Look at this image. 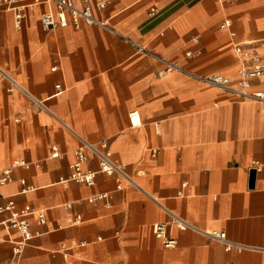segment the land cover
Wrapping results in <instances>:
<instances>
[{
	"label": "crops",
	"instance_id": "obj_1",
	"mask_svg": "<svg viewBox=\"0 0 264 264\" xmlns=\"http://www.w3.org/2000/svg\"><path fill=\"white\" fill-rule=\"evenodd\" d=\"M46 10L27 8L17 28L13 14L0 9V66L50 110L9 91L0 76V173L12 170L1 194L18 211L46 217L44 226L37 215L28 218L32 238L19 255L22 234L0 230V264H264V103L237 101L179 73L159 78L158 62L97 27L46 33ZM95 15L201 75L236 78V45L264 62V0H113ZM226 21L229 28L221 29ZM253 87L264 91V77ZM103 141L136 187L119 191L104 174L93 186L60 183L75 149ZM51 148L61 157L50 158ZM254 162L261 171L251 186ZM85 169L98 170L90 153ZM99 195L106 197L89 202ZM162 207L201 229L224 231L244 248L226 250L172 228L178 244L167 249L154 235L156 224L169 221ZM8 217L0 214V221Z\"/></svg>",
	"mask_w": 264,
	"mask_h": 264
},
{
	"label": "built area",
	"instance_id": "obj_2",
	"mask_svg": "<svg viewBox=\"0 0 264 264\" xmlns=\"http://www.w3.org/2000/svg\"><path fill=\"white\" fill-rule=\"evenodd\" d=\"M113 0H98L92 3L91 0H81V8H78L75 4V0H0V9L9 11L14 16L15 25L17 28H21L24 21V12L29 7L34 6H48V10L44 11L40 15V25L44 32H51L57 29H68L72 27L75 30H80L82 26L97 27L102 30L112 32L121 40L130 44L139 54H143L156 62H158L162 68L158 72L159 78H164L172 74H182L193 80H196L204 85L215 88L224 93H228L233 96L237 101H257L264 103V91L253 90V83L259 81L264 77V62L262 57L256 52H247L242 49L240 45L234 47L238 57L240 67L236 72V78L229 75H223L219 73L211 74H198L194 73L186 67L180 65L176 61H170L164 57H161L148 48L133 42L132 40L115 33L109 26V24L101 19H98L95 12H103L111 4ZM155 13V9L151 11ZM230 22L226 21L221 25V29H228ZM234 36V34H231ZM0 76L9 84V91L18 90L22 92L34 106L40 108L43 111L50 112L46 102L37 99L33 95L29 94L15 79L0 66ZM131 121L138 119V113L134 112L130 114ZM61 152L57 149L51 148L49 150V157L52 159H58L61 157ZM87 153H90L97 159L98 170H86L85 164L87 162ZM155 154V153H153ZM74 163L70 167V175L67 178L60 179V183L74 182L77 184H83L93 186L95 184V178L98 174H104L108 177L115 179L117 190L121 191L124 188V184L136 187L137 184L132 176L127 172L126 167L114 159L111 151L109 150L108 143L103 141L99 146H95L91 143L84 142L83 145L73 151ZM255 171L260 172L261 167L259 163L254 162ZM14 166L25 168L28 170L29 163L25 161H16ZM12 181V170L6 169L0 173V200L4 201V204L0 206V214H9V217L3 221H0V230L5 229L7 231L17 230L23 236V242L14 250L16 255L22 252V249L27 245L28 241L32 238L29 231L28 218L31 215H37L40 225L46 224V217L43 212L34 211L33 209L26 207L22 211H18L15 208L14 202L8 198H5L1 194V188L9 184ZM25 185V181H22ZM28 191V189H26ZM106 195H99L89 200L90 203L102 200ZM71 209V205L67 206ZM166 215L169 217V221L165 223H158L154 226V235L161 241L163 246L167 249H174L177 247V239L171 235V229H176L181 233H196L202 235L208 239L222 243L226 246V250L237 249L241 251L244 247L238 245L232 241H229L224 231L218 230H204L201 227L193 224L192 222L185 220L180 215L162 207ZM81 218L77 217L75 224L80 223Z\"/></svg>",
	"mask_w": 264,
	"mask_h": 264
},
{
	"label": "water",
	"instance_id": "obj_3",
	"mask_svg": "<svg viewBox=\"0 0 264 264\" xmlns=\"http://www.w3.org/2000/svg\"><path fill=\"white\" fill-rule=\"evenodd\" d=\"M255 177H256L255 170H252V171L250 172V184H251V186L254 185Z\"/></svg>",
	"mask_w": 264,
	"mask_h": 264
}]
</instances>
